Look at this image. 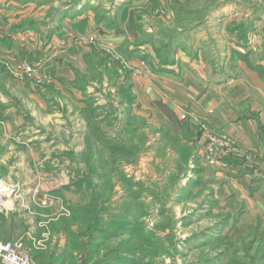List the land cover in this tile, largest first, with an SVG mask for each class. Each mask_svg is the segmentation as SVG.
Returning <instances> with one entry per match:
<instances>
[{
	"label": "rangeland",
	"instance_id": "rangeland-1",
	"mask_svg": "<svg viewBox=\"0 0 264 264\" xmlns=\"http://www.w3.org/2000/svg\"><path fill=\"white\" fill-rule=\"evenodd\" d=\"M147 1L87 0V4L98 7L93 12L92 20L85 11V6L79 9L74 8L71 12L74 14L72 17H76V20L83 19L84 27H71L69 33L72 36L69 38L73 40L72 44L75 46L67 48L68 51L62 54L67 56H58L57 48H49L44 55H38V52L35 51L29 56L19 53L15 58H6L0 52V65L4 69V71L0 70V155L7 152L10 163L15 162L16 165L23 163L22 173L26 172L28 168L41 177L53 175L52 177L55 179L57 174H64L67 177L65 185L60 188H53L50 192H43L44 194L37 192L33 196L32 207H35L37 211L45 208L48 212H54V215L46 219V225L50 231L48 238L42 244L47 246L51 243L52 255L47 258L44 256L39 262L34 260L35 264H83L84 258L81 253L77 254L75 258L68 257L65 262L61 261V253L68 242L75 240L78 243H83V253L91 248L87 244L89 235H91L87 224L75 220L74 216L77 213L78 215L83 214L79 216H86V213H82L80 209H88L87 199L86 197L80 198L83 193L80 194L76 192L75 188L69 186L73 180L82 177H89L92 181V187L82 186V191L89 190L91 193L93 191L100 195L101 226L98 231H95V235L115 233L108 223L114 221L118 223V217L111 218L119 213H123L122 216L127 213H132V216L141 215L140 221L144 225V231L132 243L133 249H135L133 251L139 255V259L136 262H125V264H194L195 260L199 258L200 244H203L200 241L205 239L204 235L214 237L216 229L219 227L216 225L223 223L225 221V219L222 220L223 217L228 214H235L236 217L229 219L227 226H222L220 229L219 234L227 235L224 239L225 244L219 248L205 246L202 249L203 253L208 254V257L216 258L215 253L218 252V249L224 250V255L215 259L216 264L225 262L226 264L251 263L250 255L253 253L249 250V222L258 213L253 210L249 211L253 208L249 207V195L241 186L240 176L236 177L235 172L229 173L228 169L223 170L220 168L221 166H218L219 162L213 163L209 160H205V162L204 158H201L203 159L201 166L200 159H195L197 153H195V158L192 156L187 159V162H184L178 158L177 152L172 148L176 155L172 158L174 154L171 147L176 143V136L169 133L170 127L161 119L160 121H157V118L151 120L148 109H146L147 111L143 110L140 114H134V109L139 110V108L132 97L133 92L129 91L131 88L129 79L132 76L150 79L152 75L150 68L146 70L148 76L135 74L130 69L134 70L135 65H141L139 68H144L150 65L152 59L155 61V64L152 63V65H156V67L164 65L157 56L158 53L162 54L163 58L167 57V60L172 61V64L167 65L180 63V60H175L179 53L190 58L196 57V53L190 50L191 46L204 48L206 52H203L205 55L203 57L208 58L203 60L206 65H227L226 67L245 65L244 61L229 53L228 49L232 46L240 48L248 54L250 64L264 65V0H176L177 4L174 3V0H158L165 7L160 10L150 9V6L144 8ZM118 4L121 5L119 10ZM170 4H173L175 8ZM53 11L54 8L51 5L49 9L45 10V16L39 19V23H41L39 27L44 31L47 30L46 34L44 32L39 35L42 42H49L50 37H45V35L55 33L54 29L58 30L63 26L58 24L54 26L55 28H50V25L53 24ZM124 14H127V17H133V21H126ZM80 15L82 17H79ZM28 21L20 20L17 23L23 27L28 24ZM31 22L30 24L37 31V22L34 20ZM194 23H198L197 26L189 31L188 26ZM113 27L116 30L111 29ZM12 28L13 33H16L14 27ZM145 34H151V39L146 44L139 46L137 43H140V39ZM170 35L173 36L168 39ZM121 36L124 38L119 45L116 40H119ZM232 37L239 38L240 41L246 39L244 40L246 46H239L237 42H233ZM174 39L175 41H173ZM59 40L67 39L65 37V39L59 38ZM4 41V38L0 39L2 47ZM98 44L109 54L98 48ZM148 46L151 51L148 52L150 58L147 56ZM45 54L51 57L49 64L46 65H44L45 62H42ZM115 55L126 60L128 66L120 67L122 63ZM210 56L212 57L210 58ZM24 62L31 65L34 69L32 77L35 80L39 77L40 83L32 77H25V75L15 76L12 68H16L18 66L16 64ZM86 65L97 67L106 65L107 71L103 70L102 76H99L96 71L93 74L85 75L84 67ZM262 67L264 70V66ZM214 68L218 70V67L214 66ZM72 69L84 72L81 75H85V79L90 82L85 83L81 78L73 80L75 74ZM232 72L237 73L234 70ZM125 76L127 80H124ZM72 80L74 85L85 87V89L88 84L91 86L88 87V91L86 89L84 92L78 89H74L76 91L67 90L65 85H70ZM126 87L128 94L118 96L119 89ZM70 94H80L79 99L88 96L93 105L98 106V109L90 111L91 120L87 122L80 111L85 105L78 101L77 117L79 116L78 119L81 121L77 120V125L82 126V129L85 126L86 134L83 130H77L75 135L65 139V135L60 134V126H67V121L61 111H68L72 107H70V102L58 101V97L66 95L68 98ZM146 100L149 98L145 97L144 101ZM260 104L262 103L259 102L258 107ZM26 110H30L32 116ZM126 120L130 131H133L132 134L121 133L128 130L126 127L120 126ZM97 121H99L98 126L91 125ZM198 123L199 132L204 135L201 130L202 123L200 121ZM160 125L165 127L161 128ZM26 131L29 132L26 133ZM66 141H75L77 147L82 145L83 148L77 152L65 150L60 154L52 152L49 159L43 161H38L31 155V152L34 153L33 143L42 142L49 149L50 146L53 147L58 142L63 145V142ZM118 141L128 142V145L134 147L135 151L129 158L124 156L111 162L109 148L113 145L118 146ZM88 142L93 145L92 163L96 167V171L90 174H87V169L84 168L86 154L83 157ZM237 147L244 157L251 156V151L243 145L237 143ZM25 151L30 152V160ZM192 159H194L193 162ZM257 170L261 176H264L263 167H258ZM249 176V172L245 174V178ZM123 177L128 178L125 183ZM187 184L188 188L185 190L183 187ZM9 187L0 182V188ZM10 188L11 195L14 187ZM131 191L138 193L137 200L141 202V205L135 209L136 213L127 206L131 200L126 196L129 197ZM229 196H231L230 199ZM2 198L3 202L7 200L3 195ZM2 207L0 206V211ZM241 209L243 211L238 213ZM41 211L44 210L41 209ZM262 215L264 219V214ZM0 221L2 222L0 236H4L3 239H0L1 242L20 240L27 249L31 250L32 247L28 246L22 237L12 238L10 235H5L8 227L5 223L6 219L1 213ZM51 232H54L55 235L60 233L65 243L59 245L58 241L52 242ZM72 233H81V235L78 238H73ZM125 235V232L121 230L117 239L97 240V243L105 244L104 248H100L99 255L85 264H96L100 259L103 262L106 261L102 264H111L110 256L114 255L113 258L122 256L120 254L126 256L125 246L119 245ZM113 246L118 250L107 256L105 250ZM56 256H59L60 259L57 260ZM256 264H264V259Z\"/></svg>",
	"mask_w": 264,
	"mask_h": 264
},
{
	"label": "crops",
	"instance_id": "crops-1",
	"mask_svg": "<svg viewBox=\"0 0 264 264\" xmlns=\"http://www.w3.org/2000/svg\"><path fill=\"white\" fill-rule=\"evenodd\" d=\"M51 5L54 8V16H52L53 24L50 25V28H55L54 26L58 24L63 26L61 29H54L55 33L45 35V37H50L49 42H42L39 35L44 32L46 34L47 30L44 31L39 27L41 25L39 19L45 16V10L49 9ZM94 6L87 4V0H0V39H5L3 47L0 44L1 54L6 58H15L19 53L29 56L34 51L38 52V55H44L49 48H57L58 56H67L62 54L68 51L67 48L75 46L72 44L73 40L69 38L72 36L69 32L75 22L81 20V18L76 20V17H72L74 15L71 14L72 10L84 7L92 20ZM63 12L65 13L63 14ZM20 20L29 21L20 29L17 23ZM31 20L37 22V31L30 24ZM12 27L16 33H13ZM65 37L67 40H59V38L65 39ZM122 38L124 37L121 36L120 39L118 38L119 40H116L119 45ZM190 50L196 53V57L190 58L179 53L175 60H180V63L160 65L159 67L152 65V63L155 64L152 59L150 65L144 67V70L151 69L150 79L140 76H132L129 79L131 86L129 91L133 92L132 97L139 108V110L134 109V114H140L143 110L147 111L146 109H148L150 119L157 118V121L161 119L170 127L171 135L178 134L181 138L180 144L195 146L194 152L197 153V160L200 159L199 164L202 166L203 159L201 158H204V161H208V159L202 152L204 139L198 129L200 121L207 129L216 132V134H225L236 144L239 143L251 151V156L247 155L245 158V162H248L245 163L246 168H238L225 161L219 163L220 168L228 169L229 173L235 172L236 177L240 175V172H244V175L249 172L250 176L246 178L249 182L253 178H263L264 176H261L257 169L258 167L264 168V78L245 63V65H231L230 67L218 65L223 69L216 70L213 65L203 63L204 59H208L203 57L205 56L203 52H206L203 47L191 46ZM148 52H151L150 48L147 50V56L150 55ZM50 58L47 55L43 57L44 65L49 64ZM233 70L237 73L232 72ZM72 79L74 80V78ZM103 83L105 82L103 81ZM89 86L91 84L86 87L87 91ZM70 95L68 98L66 95L58 97L60 99L58 101L70 102V107H72L68 111H61L67 121V126L62 125L61 129L59 128L60 134L63 133L65 139L75 135L77 130H83L86 134V127L84 126L82 129V126L77 125V120H80L79 116L77 117L80 94ZM145 97H148L149 100L144 101ZM259 102L262 103L260 107H258ZM26 112L31 115L30 110H26ZM160 127L165 126L160 125ZM28 132L26 131V133ZM168 144H170L169 141ZM32 146L34 153L31 152V155L38 161L49 159L52 152L58 154L64 150L77 152L83 148L82 145L77 147L75 141H66L63 142V145L58 142L53 147L50 146L49 149L42 142L33 143ZM173 150L171 147L174 154L172 158L176 156ZM25 152L30 160V152ZM233 157L240 158V156ZM23 166V163L18 165L15 162L10 163L7 152L0 155V182L14 187L11 195L10 187L2 191L1 194L7 200H4L0 213L6 219L5 223L8 227L5 235H10L12 238L22 237L28 246L32 247L29 250L31 257L39 262L44 256L47 258L52 255L51 243L47 246L42 244L48 238L50 231L47 228L46 219L54 215V212H48L45 208H41L44 211L41 209L37 211L35 207H32V199L37 192L44 194L43 192H50L53 188L65 185L67 177L57 173H55L57 174L55 179L52 177L53 175L47 177L44 174L46 177H41L28 168L26 172L22 173ZM263 194L264 182L258 187V190L249 195V207L253 208L249 211L253 210L262 218V214H264ZM1 227L2 222L0 221ZM51 233L52 242L58 241L59 245L65 243L60 233L58 235H55L54 232ZM2 237L4 236H0V239H3Z\"/></svg>",
	"mask_w": 264,
	"mask_h": 264
},
{
	"label": "trees",
	"instance_id": "trees-1",
	"mask_svg": "<svg viewBox=\"0 0 264 264\" xmlns=\"http://www.w3.org/2000/svg\"><path fill=\"white\" fill-rule=\"evenodd\" d=\"M146 3H145L146 5H144V8L147 7V6H150L149 7L150 9H154L155 8V9H159L160 10L161 8H165L159 3L158 0H148ZM174 3L177 4V1L174 0ZM124 5H126V4H124ZM170 5L173 8H175L173 4H170ZM120 6L121 5H119L118 10L121 9ZM97 9H98V7H95V6L93 7V11H96ZM143 11H147V10H143ZM123 16H125V20L126 21H128V22H132L133 21V17H131V18H130V16L127 17V14L126 15L124 14ZM197 24L198 23H194V24L188 26L187 29L190 31V30L194 29L197 26ZM112 25H113V23H112ZM135 25H137V23H135ZM80 26L84 27L83 19L77 21L74 24V27L79 28ZM113 26L115 27V25H113ZM138 26H140V25H138ZM20 27H22L21 24L19 25V28ZM83 27L81 28V30L83 29ZM114 27L111 28V29L116 30ZM107 28H110V27H107ZM187 29H184V30H187ZM172 36L173 35H170L168 37V39L169 38L171 39ZM150 39H151V34H145L140 39V43H137V44H139V46H141L143 44H146ZM231 39L233 40V42H235V43L237 42V44L239 46H242V47L246 46V41H244L246 39H244L243 41H240L239 38H235L234 39L232 37ZM173 41H175V39ZM228 51H229V53L231 55H235L237 59H240V60L244 61L249 67H251L252 69L256 70L259 73L260 77L264 78V70H263V67H262L263 65L250 64L249 63L248 54H246L240 48L232 46V47H230L228 49ZM156 53H157V51H156ZM158 54H157V56L163 61V62L161 61L162 64H164V65L172 64V61L167 60V57L163 58L162 54L161 55L160 54L158 55ZM230 59L233 60V58H230ZM213 66L218 67V70H220V71L223 69V68H221V66L219 67L218 65L217 66L213 65ZM0 70L4 71L3 67H1V65H0ZM103 70L107 71L106 65H102V67H97V66H94V65H86V68L84 69V71L86 73L80 72L78 69H74V74H75L74 79L76 81V79L81 78V79L84 80L85 83H87L88 81L84 77L86 74H90V73L93 74V72L96 71V73L98 72L99 76H102L101 74L103 73L102 72ZM81 73H84L85 75L83 76V75H81ZM117 76H119V75H117ZM101 80H102V78H101ZM124 80H127L126 76L124 77ZM83 86H85V85H83ZM65 88L67 90H70V91H71V89L72 90L78 89L81 92H84L86 90L85 87H82V86L79 87V85H74L73 82L69 86H65ZM117 94H118V96H120V95H125L126 96V94H128V88L126 87V88H123L121 90L119 89ZM127 99L129 100L130 98H127ZM79 102L82 105H85V106H83L80 109V111L83 113L82 116L86 119V121L89 122L91 120V112L90 111L91 110L92 111H96L98 109V106L97 105H93V103L91 102L90 98H88V96H86L84 99H79ZM90 108H92V109H90ZM142 121L144 122V124H146L144 120H142ZM127 124H128V122L126 120V122L123 125H120V126H124V127H126L128 129L127 131L124 130L121 133L132 134L133 131H130V128L127 126ZM91 125L98 126L99 125V121L91 123ZM129 126H130V124H129ZM139 126L143 127L144 125L143 126L139 125ZM175 136H176V143H175V145H173L172 148L177 152V156H179L178 158H181V160L184 161V162H187V159L191 158L192 156H193V158H195V155H194L195 154V152H194L195 146L193 144L190 145V146L186 145V144H180L179 140L181 138L178 136V134H176ZM86 141H87V137H86ZM169 141H170V139H169ZM86 147L87 148H86L85 152L83 153V157L86 154V157L84 158V162H85L84 168L87 169L86 173L90 174V173L96 171V167L92 163L93 162V157H92L93 156V152H92L93 145L90 142H88L86 144ZM109 150L111 151V152H109V158H110L111 162H115V160L117 158L120 159L121 157H124V156H125V158H129V156L132 155V153H134V151H135L134 147L128 145V142H126V141H120L118 146H114L113 145V146H111L109 148ZM195 159L197 160V157ZM193 160L194 159H192L191 161L193 162ZM245 160H246L245 157H243V158H235L233 156H224V157L221 158L220 162H224L225 161V162H227L229 164L234 165L235 167H238V168L244 167V168H246L247 166L245 165ZM130 162H131V159H130ZM178 167H179V165H178ZM179 169L181 170L180 167H179ZM197 170H198V168H197ZM183 176H184V173H183ZM239 176H240V179H241V182H240L241 186L247 192L248 195H252L253 192L258 190V187L260 185H262V183L264 182V177L263 178L262 177L253 178L249 182L248 180H246L245 175H244L243 172L242 173L240 172ZM127 179L128 178L123 177V182L125 183L127 181ZM75 180H73L72 183L69 184V186H70V188H72V187L75 188V190H77L76 192H78L80 194L83 193L80 198L86 197L88 209H80L79 208L82 211V213H84V212L86 213V216H84V217L79 216V215H83V214H79L78 215L77 212H76L77 214H75L74 216H75V220H78V221L83 222L84 224H87V229H89V231L91 232V235H89L87 244L89 246H91V248L88 249L87 251H85V253H83L84 252L83 243H78L75 240L71 241L70 243L68 242L65 245L64 251L61 253V257H62L61 261L65 262L68 257L75 258V256H77V254L81 253L82 257L84 258L83 264H85V262H88L93 257L99 255L98 250L100 248H104L105 244L104 243H99V242L97 243V240H99V239L111 240V239H114V238L117 239L118 235L121 234V230H122V231L125 232L126 235L123 237L124 239L120 242L119 245L125 246V250H127L125 252L127 253V255L124 256L123 254H120L122 256H116L115 258H113L114 255L110 256V254L114 253L116 250H118V248H116L115 246H113L111 248H107V249L105 248L106 249L105 250L106 251V255L111 257V260L109 262H112V263L116 262L115 264H125V262H130V261L136 262L139 259L138 258L139 255L133 251L135 249H133V244L132 243L139 237L140 233L144 231V229H143L144 225L140 221L141 215L132 216L131 215L132 213H127L125 216H122L121 214H123V213H119L117 216H113L111 219H114L115 217H118V220L121 221V222L118 221V223H117L116 221H114L112 223H108L109 226L112 227V229L114 230L115 233L108 232L106 234H101L100 233L99 235H95V231H98L100 226H101V222H100V218H101L100 214L101 213H100V209H99V198H100V195L99 194H95L93 191L91 193L89 190L88 191H86V190L82 191V186H88L90 188L92 187L91 186L92 181L90 180L89 177H82V178L77 179L76 181ZM193 182L196 183V181H193ZM130 184H132V183H130ZM183 188L185 190H187L188 184L185 185ZM127 190L129 191V189H127ZM137 194L138 193L136 191H131V193L129 194V197L126 196L127 198H130V200H131V202L127 206L129 208H131V210L133 212H135V209L137 208V206L141 205V202L137 200ZM263 197H264V194H263ZM230 198H231V196H229V199ZM242 211H243V209H241L238 213H241ZM234 217H236L235 214L234 215L228 214L227 216L223 217L222 220L225 219V221L223 223H218L216 225V226H219V227H217V229H216L217 231L215 232V236L214 237L211 236V235H204L205 239H202V241H200V243L203 242V244H200L201 248H200V252H199V255H198L199 258H197L195 260L194 264H216L215 263L216 262L215 259H218L219 256L224 255V250L218 249V252L215 253L216 254L215 255L216 258L215 257H211V256L208 257V254H204L202 249H203V247L208 246V245L215 246V248H219V246L224 245L225 244V240L224 239H225V236H227V235L219 234L220 233V229H221L222 226H227V224L229 222V219H232ZM252 219L253 220L251 222H249V228H250L249 231L250 232L253 231L252 233L249 232V250L253 254L250 255L251 256L250 257L251 263H249V264H256V262H260V261H262V259H264V221H263L264 219L261 217L260 214H256V216L252 217ZM235 222H238V221L235 220ZM233 228H235V227L233 226ZM79 235H81V233H75V234L72 233L71 236L73 238H78ZM4 242H6V241H4ZM74 252H76V253H74ZM55 258L57 260L60 259L59 256H56ZM235 260H237V259H235ZM233 261H231V262H233ZM104 262H106V261H104ZM104 262L101 261V259H100L96 264H102ZM223 264H226V262L223 263Z\"/></svg>",
	"mask_w": 264,
	"mask_h": 264
},
{
	"label": "built area",
	"instance_id": "built-area-1",
	"mask_svg": "<svg viewBox=\"0 0 264 264\" xmlns=\"http://www.w3.org/2000/svg\"><path fill=\"white\" fill-rule=\"evenodd\" d=\"M97 46L98 48L102 49L99 44ZM115 57L120 60V63H122L120 67L123 68L128 66L126 60H122L120 56L115 55ZM16 65H18L16 68H12L15 76H33L34 69L30 64L24 62L22 64L18 63ZM139 66L141 65H135L134 70L130 68L129 69L132 70L135 74L137 73L143 76H148L147 71L144 70V68H139ZM32 78L34 79V77ZM35 81H39L40 83L39 77H37ZM201 130L204 133V135L202 134V138L204 139L202 152L210 162L220 163L221 158L224 156L244 157V155L241 153V150L237 147V144L228 136L216 134L213 131L207 129L204 124L201 125ZM245 158H247V155L245 156ZM4 189L6 188H0V206H3L4 203L1 194L2 190ZM0 264H35V261L29 254V249L25 247L22 241H0Z\"/></svg>",
	"mask_w": 264,
	"mask_h": 264
}]
</instances>
